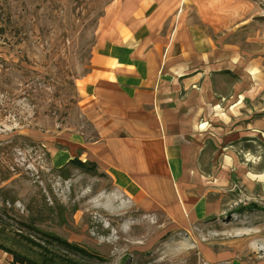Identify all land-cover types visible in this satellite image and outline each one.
<instances>
[{
	"label": "rangeland",
	"instance_id": "1",
	"mask_svg": "<svg viewBox=\"0 0 264 264\" xmlns=\"http://www.w3.org/2000/svg\"><path fill=\"white\" fill-rule=\"evenodd\" d=\"M149 1L0 0V243L38 258V247L18 241L15 229L43 243L25 225L83 248L92 258L45 245L82 264H264V0H170L237 63L216 89L213 128H227L225 116L229 127L261 128L240 143L205 144V212L173 221L119 195L101 168L67 164L84 157L77 137L96 139L79 81L97 45ZM226 150L233 160L224 163Z\"/></svg>",
	"mask_w": 264,
	"mask_h": 264
},
{
	"label": "crops",
	"instance_id": "2",
	"mask_svg": "<svg viewBox=\"0 0 264 264\" xmlns=\"http://www.w3.org/2000/svg\"><path fill=\"white\" fill-rule=\"evenodd\" d=\"M170 2L149 1L129 24L99 42L79 81L82 114L96 139L76 142L84 153L80 160L101 168L119 195L145 210L190 221L205 212L212 192L201 185L213 177L198 173L205 144L223 138L240 143V136L254 137L261 128L254 122L240 129V121L229 127V116L227 128H213L216 89L234 75L237 63L219 53L205 25L178 17ZM223 156L224 163L233 160L228 150ZM0 264H12L11 257L0 251Z\"/></svg>",
	"mask_w": 264,
	"mask_h": 264
},
{
	"label": "trees",
	"instance_id": "3",
	"mask_svg": "<svg viewBox=\"0 0 264 264\" xmlns=\"http://www.w3.org/2000/svg\"><path fill=\"white\" fill-rule=\"evenodd\" d=\"M67 164L72 165L73 167L80 169L82 171L90 172V173H95L97 169L95 163L83 162L78 158H73L69 160ZM21 226L25 227L26 229L30 228V230H33L35 233H38L40 235V238L42 239L40 242L43 243H37V241L30 235L23 234L22 232H20L22 229H15V232H17L19 242L26 244L31 250H33L32 248L36 246L41 251L39 253L36 252L38 258H32L0 243V251L8 254L11 257L12 264H82L80 261L74 259L68 254L61 255V254L53 253V251H49L48 248L45 246L48 244H54L58 252L61 251L63 253H67V251H69L74 254H80L92 258V256L89 253H87L83 248L68 243L67 241L58 238L55 235L42 232L37 229H32V227H28L25 225H19L20 228Z\"/></svg>",
	"mask_w": 264,
	"mask_h": 264
},
{
	"label": "bare ground",
	"instance_id": "4",
	"mask_svg": "<svg viewBox=\"0 0 264 264\" xmlns=\"http://www.w3.org/2000/svg\"><path fill=\"white\" fill-rule=\"evenodd\" d=\"M163 190V189H162Z\"/></svg>",
	"mask_w": 264,
	"mask_h": 264
}]
</instances>
